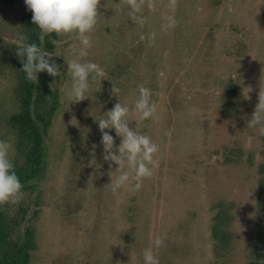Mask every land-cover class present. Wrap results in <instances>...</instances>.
Listing matches in <instances>:
<instances>
[{
    "label": "rangeland",
    "instance_id": "374dc122",
    "mask_svg": "<svg viewBox=\"0 0 264 264\" xmlns=\"http://www.w3.org/2000/svg\"><path fill=\"white\" fill-rule=\"evenodd\" d=\"M128 7V0H99L84 57L75 36L53 41L61 76H50L48 87L59 88V107L44 143L45 170L21 199L36 212L30 264H144L148 248L159 264H253L264 246V122L250 121L264 103V0H175L174 7L141 0L143 23L129 19ZM28 11L24 0L0 7V139L12 146L14 164L26 150L17 151L8 116L21 93L2 63L15 52ZM76 59L97 63L104 75L72 102L64 90L67 63ZM139 86L151 89L155 103L144 121L131 112ZM117 102L157 149L152 172L114 194L112 180L127 165L116 171L105 161L95 135L97 157H84L89 147L73 148L72 138L77 130L94 134ZM214 227L229 235L225 243L213 239Z\"/></svg>",
    "mask_w": 264,
    "mask_h": 264
},
{
    "label": "clouds",
    "instance_id": "9594fccd",
    "mask_svg": "<svg viewBox=\"0 0 264 264\" xmlns=\"http://www.w3.org/2000/svg\"><path fill=\"white\" fill-rule=\"evenodd\" d=\"M26 8L32 13V22L40 30V42L49 33L57 36L73 35L79 44L78 57L87 55V49L92 47L91 34L97 24V6L99 0H24ZM128 16L133 22L143 23L141 14V0H128ZM170 6H175V0H170ZM169 23H175V18L169 16ZM16 55L22 58V72L25 79L31 84H38V73L46 72L51 77L61 76L58 65L50 62L53 56L43 51L36 43H28L23 33H18L16 40ZM67 72L70 73L71 83L64 92L72 102L84 100L90 89V81L104 75L103 69L97 63L79 59L67 63ZM155 103L151 98V89L138 87L131 112L139 121H144L153 112ZM130 108L127 104L117 102L111 110L106 112V118L97 122L102 130L101 143L104 149L103 159L117 165V169L127 168L130 171H121L111 183V191L115 194L123 186L134 180L135 185L141 183L143 176L152 172L155 163L153 153L157 149L156 140L147 132L130 127L128 116ZM253 126L264 122V103H258L250 119ZM112 129L120 137V143L113 151L114 138L109 132ZM13 148L5 140L0 139V205L19 204L23 193V185L16 174L12 160ZM154 247L163 245V238L154 240ZM144 264H159L158 258L151 248L144 249Z\"/></svg>",
    "mask_w": 264,
    "mask_h": 264
},
{
    "label": "trees",
    "instance_id": "16d2710c",
    "mask_svg": "<svg viewBox=\"0 0 264 264\" xmlns=\"http://www.w3.org/2000/svg\"><path fill=\"white\" fill-rule=\"evenodd\" d=\"M9 1L0 0V7H4L5 3ZM24 18L26 21L24 35L27 37V42H34L43 51L54 55L56 48L53 41L57 34L54 32L47 34L41 44L39 40L41 33L32 22V13L28 11ZM0 42L3 43L4 41L0 40ZM5 59L7 61L2 63L4 76L8 78V76L14 74L21 93L19 96V110L17 109L8 116V125L12 130L17 131V151L20 153L26 150L21 162L14 164L15 171L23 185L22 193L34 192L35 187L33 184L41 178L46 167V147L44 143L50 136L51 118L59 107V88L55 86L54 90L49 89L48 85L51 80L46 72L37 74L38 84L28 82L21 71L22 58L16 55V50L14 53L8 54ZM52 59L53 56L50 58V62H52ZM7 70L11 73L7 74ZM6 100L8 101L7 98ZM1 111L5 113L3 109ZM103 131L109 132L113 136L114 142L120 140L114 130L105 129ZM87 134L89 135L86 136L82 131L77 130L74 138H72L74 141L73 148L83 150L84 146H88V154L84 157H97L92 138L95 135L96 141L101 142L102 130L95 126V133ZM93 151L96 152L93 154ZM73 155L76 156V154ZM84 157L80 156L81 163H83L82 159ZM27 204L28 202L20 201L16 205H0V264H30L31 254L37 249L35 232L28 225L34 219L33 215L36 212H31ZM217 219L219 220L220 217H217ZM215 228L217 227L213 229L215 230L213 231V239L225 243L226 239H229V235L223 234L222 236L216 232ZM254 258L256 260L253 264H264V246L256 249Z\"/></svg>",
    "mask_w": 264,
    "mask_h": 264
}]
</instances>
